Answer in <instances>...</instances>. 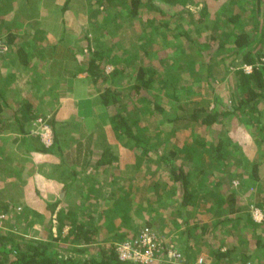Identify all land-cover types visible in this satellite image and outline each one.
<instances>
[{"label": "rangeland", "instance_id": "obj_1", "mask_svg": "<svg viewBox=\"0 0 264 264\" xmlns=\"http://www.w3.org/2000/svg\"><path fill=\"white\" fill-rule=\"evenodd\" d=\"M63 1L64 0H36L34 1L36 3L30 5L25 4V8L24 5L20 8L19 6L22 4L19 3L20 0H0V54L1 58H7L4 59L3 64L9 61L11 64L10 58L13 57V54L10 52L13 48L8 46L6 36L8 33L12 34L10 29H13L14 24L17 22L15 21L16 17L23 19L21 20L23 25H21L18 31L10 37V39H15L12 43L14 48L20 45L23 46L27 43L25 41L28 40V44L26 45L33 53V56L36 57L38 51L46 52V48L43 47H48L61 39L58 42L61 44L62 50L67 52V55L65 58L59 56L60 59L54 60L52 67L53 71H51L54 76L52 75L51 77L60 75V78L68 79L69 74L73 72L77 73L78 66L76 63L88 56V47L95 49L98 48L96 47L97 45L106 51L110 48V51L118 57V60L123 62L126 71L119 74L114 82H111L108 78L103 80L104 82L102 83H90L88 77H85L87 74L79 70V77L77 76L75 78L77 81L74 82V79L71 80L70 83L73 86L75 98H77L76 96L86 94L91 88L99 95V89L104 85H110V87L115 90H125L132 84L130 78L133 77V67L142 64L143 61L150 62L153 64L154 69L157 70L154 86L150 91H142L141 96L137 95V98L134 97L135 100H133L137 108L139 106H143V108L152 107L153 111L151 112H147L146 110L142 111L144 115H142L140 108V112L137 111L139 118L138 124L144 126V121L148 123V125L145 126V133L149 134V143L157 144L159 141V144H163L164 147L157 145L158 150L163 148L162 150H165V152H170L175 148L178 150H175L177 153L180 152L183 142L186 141L187 144L191 143L194 145L195 149L192 151H196L199 154L198 158H200L199 161H201L202 143L206 142V138H210L211 140L205 143L206 147L204 146L203 150L205 157L211 159L212 146L216 141V136L220 137V134L222 135V127H218L219 124H215L208 128L200 123H194L195 121L191 118L193 115L191 110L194 111L201 107L199 113L194 115L197 120H199L202 118V102L204 104L207 102V106L211 107L213 105L214 96L220 99L223 98L226 102L231 100L232 91L234 90V88L231 87L233 76L231 73L226 74V71H224L225 65H227L229 59H224L223 54L226 53V51H224L226 48H221L219 50V41L225 40L227 42L233 38L236 32L242 30H248L249 33L252 34L251 36L255 35L257 37L260 35L263 27L262 11L253 14L255 16L252 18L246 17L245 19H241L240 17L239 21L235 25H232L233 23L228 22L229 16L238 12L245 16L244 14L247 13L246 8L250 0H184L175 5H159L161 11H163L162 13L156 10L153 13L142 14V17L139 18L129 17L127 8L124 6L117 7V5H111L107 9H103L97 5H93L88 9L90 0H70L67 9L62 12V15L61 12H59V6H62ZM56 12H58L59 15ZM60 17H62V20ZM118 17L120 21H118ZM162 19H164L167 24L163 22L162 25H159ZM166 25H168L169 28L172 27L176 31L185 30L194 41L193 44L185 43L184 37H182V39H174L173 42L170 41L169 39L171 38L166 34L171 31L166 30ZM144 26L148 28L147 31L143 29ZM3 27H5V30H3ZM38 27L40 28V39L39 41H35L33 40L34 37H32L31 32H34V29H38ZM7 29L8 31L6 32ZM142 29L144 32H141ZM156 30L159 34L156 33ZM162 32L166 37L161 35ZM19 36L20 38H18ZM147 40H150L151 43L144 48L149 50V57L143 55L140 47V43L143 41L146 42ZM197 50L205 52L206 55H202V53L201 55L198 54L196 52ZM8 51L10 53H8ZM137 51L138 54H136ZM107 57L108 55H105L104 59L106 60ZM51 63V61H48V64ZM33 64L34 66L31 68L37 71L36 73L41 72L40 70L46 66V64H43L37 58L33 59ZM11 65L14 68H18L19 63L15 62ZM46 68L50 69V66L48 65ZM112 69V64L107 63L105 65L107 73ZM161 72L169 76L172 74L176 76L174 83L176 88L173 89L168 85L163 87L159 86L162 78ZM34 77L35 76H33V78ZM51 77L46 75L45 78L38 81H40V84L43 83L45 93H51L52 95L50 96L52 97L54 95H60L59 91L54 92L56 84L53 83ZM35 87L36 86H33V88ZM45 100L46 104L47 100L50 104L54 103L53 99ZM156 103L159 104L160 108H155L153 106L156 105ZM49 107L47 110H50ZM40 110L43 113L37 114L36 116L44 120H49L51 117L49 112L46 110L43 111L42 108ZM108 111L109 110L105 109L103 106L99 107L97 109L98 115L95 120H89L84 123V125L76 120L75 116H80L78 115L79 109L77 106L73 107L71 112L67 110L62 114L63 117L66 118L64 122L66 123L68 121L70 122L69 124L72 125H64L60 127V130L63 133L62 135L66 134L68 136V142H74L77 140V136H80L77 134V129L73 127V125L78 122V126L84 125L85 133L90 132L91 129L94 130L91 134L96 138L98 136L96 145H101L104 138L105 144L107 143V145L112 148L114 155H116V159L113 163L118 164L116 168L112 163L113 168L111 174L113 175L114 172L118 171V174L121 173L127 176V180L124 184L121 182L122 190L125 192L124 186L128 184L130 180L129 177L134 172L130 168L131 162L133 163V158L129 160L132 153L128 148L123 146V144H118L114 141L113 137H111L112 132L108 120ZM137 113H135L134 117L130 115L129 118L134 120ZM231 116L232 115H229V117ZM173 118H176V120L174 121ZM36 120L37 118H35L34 124L38 125ZM226 125L229 126L230 121H228ZM36 132L40 135L41 129L39 128ZM103 136H107V138ZM108 136H110V139ZM153 154L155 153H149L150 160H148V164H152L154 167H151L152 165L145 167L144 176H146V181L139 183V187H141H138L131 196L124 195L120 192L119 196L113 199L114 204H118V206L126 205L130 207V210H128L129 216L131 215L130 221L126 223L123 222L121 220L123 218V211H118L114 213L118 218V220L114 221L117 229L113 230L107 228L106 231L109 219L104 220L102 218L100 220L102 227L99 235L101 237H106L112 234V232L117 231L115 237L124 236L130 238L135 236L139 229L146 225L147 221L153 220L155 222L151 223L150 227L156 232L160 239H163L167 243L174 242L178 249L179 247L184 248L187 246V243L185 240H181L182 233L173 236L175 233L183 230V219L181 216H183V212L185 211L179 204L182 195L177 188V184L165 187L163 189V196L162 194H160L161 196L155 194V190H153V193H150V190L147 188L152 182H157L162 178H166L163 175V171H167L166 166L163 164L162 160H159ZM196 164L197 162L194 160L189 165L185 166L187 169L190 167L191 171L197 174L196 168H198V166ZM232 183L238 184V181L233 180ZM86 188L87 185H84L83 189ZM101 189L104 190V187H101ZM105 190H108V188H105ZM155 197L157 202L151 200ZM90 202L91 201L88 203L90 204ZM197 203L191 204L193 208H197V205L202 204V198L198 199ZM249 205L255 207V204L252 202H250ZM250 206L248 211L252 217ZM111 208L113 210V206H111ZM188 211L190 212L192 209L189 208ZM78 212V220L84 221L85 214H81V211ZM263 220L264 217L262 221ZM14 221L16 223L18 222V220ZM191 222L193 224V219L188 220V223ZM16 223L13 224L12 228H9L10 232L15 230L11 232L12 235H18V238L38 235V232L34 228H31L30 231L26 229L27 225L24 222L22 223L21 220L17 224ZM0 225H3V221H1ZM17 232L19 234H17ZM169 234L173 236L174 240ZM192 237L195 238V240L192 241V246H194V248L189 250L191 256H194L191 263L197 264V259L202 258V263L200 264H206L209 258L205 256L206 253L202 256V238L198 237V232L196 231H194ZM116 241H114V243ZM65 244L66 243L63 242L58 250H63L61 246ZM152 264H161V262H154Z\"/></svg>", "mask_w": 264, "mask_h": 264}, {"label": "crops", "instance_id": "obj_2", "mask_svg": "<svg viewBox=\"0 0 264 264\" xmlns=\"http://www.w3.org/2000/svg\"><path fill=\"white\" fill-rule=\"evenodd\" d=\"M31 33L33 40L39 41L40 28H35ZM25 42L28 44V40ZM26 44L23 47L27 49L28 58H37L31 54ZM10 52L13 54L10 58L11 64H14L16 53L13 50ZM4 59L7 58H1L0 54V214L6 215L2 220V229L10 230L14 220L20 217L23 218L22 223L27 219L50 218V213L52 217L54 215L56 217L57 210L73 208L75 203L80 202L87 204L82 206V210L87 212L90 209L92 215L103 213L101 219H109L104 217V214L112 212L111 206L118 207L114 206L113 199L119 196L112 195L111 188L122 187L121 182L124 184L127 176L120 172L118 174V171L112 176V164L95 166V161L91 158L93 154H100L107 146L104 138L101 145H96L98 136L96 138L91 134L93 129L84 132V123L95 120L98 115L97 109L103 106L99 97L102 89H99V95L91 88L86 94L75 98L70 83L78 76V72L69 74L68 79L60 78V75L58 78L51 77L53 73L46 66L40 70L41 72L36 73L30 63L24 67L18 62V68H14L10 61L3 64ZM46 75H49L56 84L54 92L59 91L60 95L52 97L51 93H45L43 83L40 84L38 80L45 78ZM76 81L75 79L74 82ZM240 91L236 92L238 96ZM241 93L243 94V91ZM45 99H53L54 103L50 104L47 100L46 104ZM76 106L79 109L78 115L81 116H75L76 120L84 125L78 126V122L73 125L80 136H77L74 142H68V136L62 135L60 127L70 122L65 123L66 118L62 114L67 110L71 112ZM48 107L50 110H47ZM41 108L48 111L50 116L54 115V129L48 125L52 130V137H59V142L49 147L36 132L39 125L34 124L35 118L38 117L33 118V115L43 113ZM244 110L236 112L231 117L221 116L211 125L219 124L218 127H222L223 133L220 137L216 136V141H221L227 157L224 162L210 164L211 159L205 157L203 150L205 143L211 140L206 138L202 145L204 162L202 166H206L202 169L204 172L201 193L199 192L195 201L182 206L185 210L183 214L189 216L186 224L182 225L183 232H177L173 236L182 233L181 240L192 243L195 240L192 236L196 231L198 237L205 242L208 241L216 250L222 252L230 249V253L232 252L229 256L230 264H264V220L261 223L255 221L253 223L248 213L250 202L261 206L264 211V100L257 101L253 111ZM228 121L229 126L226 125ZM108 137L110 139V136ZM43 145L48 148L47 151L42 150ZM211 155L214 156V153L211 152ZM113 164L115 167L118 165ZM130 168L134 172L129 178L138 184L135 177L137 174L135 170L138 168L132 164ZM199 169L196 168V172ZM74 172H77L76 177ZM112 180L114 183L111 185ZM233 180L238 181V184H233ZM84 185L89 187L91 193L87 192V188L83 189ZM65 187L69 189L64 190ZM101 187L108 190L104 191ZM78 189L83 193H79ZM201 198L202 204L193 208V203H197ZM55 204L56 213L50 212L48 205ZM189 208L192 211L189 212ZM190 219H193V224L188 223ZM39 222L32 227L37 232L40 231L38 235L45 236L47 230ZM56 226L54 224L51 228L53 236L58 235ZM61 232L65 235L68 226L64 225ZM169 236L174 240L172 235ZM206 247L203 244L202 256L207 253L206 251H210ZM242 254L246 257H241ZM210 262L211 258L206 264Z\"/></svg>", "mask_w": 264, "mask_h": 264}, {"label": "trees", "instance_id": "obj_3", "mask_svg": "<svg viewBox=\"0 0 264 264\" xmlns=\"http://www.w3.org/2000/svg\"><path fill=\"white\" fill-rule=\"evenodd\" d=\"M34 1L36 0H20L19 3L22 4L19 7L22 8V6L24 5L25 8V4H34L36 3ZM183 1L184 0H90L88 9L93 5L102 7L103 9H107L111 5H117V7L124 6L127 8L129 17L139 18L142 17V14L150 12L153 13L156 10L162 13L163 11H161L159 5H175ZM69 2L70 0H64L62 6H59V12H61L62 15V12L67 9ZM246 9L247 13L244 14L245 16L241 15V13L238 12L236 14H233L232 16H229L228 22L233 23L232 25H235L239 21L240 17L241 19H245L246 17L252 18L255 16L253 14L262 11L263 27L261 34L257 37L255 35L251 36L252 34L249 33L248 30H242L240 32H236V34L233 35V38L228 40L227 42L225 40H220V43L218 45L219 50L221 48H226V50H224L226 51V53L223 55L224 59H229V61L227 65H225L224 71H226V74H232L233 79L231 87L235 88L236 90L232 91V98L228 102L224 101L223 98L220 99L217 96H214L213 105L211 107L207 106V102H205V104L202 102V118H200L199 120H197L194 115H197V113H199L201 107L195 109L194 111L191 110L193 114L191 118L193 119V121H195L194 123H200L201 125L209 128L213 123H215V121L219 119V117L233 115L236 114V112L245 111L244 109H252L253 111V109H255L256 102L259 100H264V0H250L249 5ZM56 13L59 15L58 12ZM60 19L62 20V17H60ZM21 20L23 19L16 17L15 21L17 22L14 24L13 29H10L13 34H15L16 31H18L19 27L23 24ZM118 21H120V18L118 19ZM163 22L167 24V22L162 19V22H160L159 25H162ZM168 25H166V30L171 32L167 33L166 35H168V37L172 39H169L170 41L173 42L174 39H182V37H184L185 43L193 44L194 41L189 37L188 33L185 30L176 31L172 27L169 28ZM143 29L145 31L148 30V28L145 26L143 27ZM143 29L141 32H144ZM3 30H5V27H3ZM7 31L8 29L6 30V32ZM156 33H158L157 30ZM10 35V33L7 34L6 41L8 46L13 48V52L16 53L14 62H20L24 67L28 66L29 63L34 66V58H28V52L26 51L27 49L25 47L18 46L14 48V46H12V43L15 39H9ZM161 35L166 37L163 32ZM60 40L61 39H59L58 41ZM58 41L48 47H43L46 48V52L38 51V55H36L37 59L40 60L43 64H46V66H50V71H53L52 67L55 59H60L59 56H61V58H65L67 55V52L62 50L61 44ZM150 43V40L140 43V47L142 49L141 51L143 52L144 56L147 55L149 57L150 55L149 50L144 48L146 47V45L149 46ZM96 47L98 48L92 49L91 47H88V56L76 63L78 66V71H85L90 83H102L104 82L103 80H106L108 78L111 80V82H114L119 74L126 71L125 65H123V62L121 60H118V57H116L115 54L110 51V48L106 51L105 49H101L98 45ZM196 52L200 55L201 53L202 55H206L205 52H201L199 50H197ZM31 54L33 55L32 52ZM136 54H138V51L136 52ZM105 55H108L106 60L104 59ZM48 61H51L52 63L48 64ZM107 63H110L113 66V69L109 73H107L105 70V65ZM246 66H250V69H246ZM156 74L157 70L154 69L153 64L143 61L142 64L133 67V77L130 78V80H132V84L129 85L127 89L115 90L111 88L110 85H104L101 88L102 91L99 97L101 99V104L103 105V107L109 110L108 120L110 123L114 141L120 145L123 144V146L128 148V150L132 153L129 160L133 158L134 161L133 163L131 162V164L135 165L138 168V170H135L137 172L135 177L138 182L141 183L146 181V176H144V172L146 170L145 167L152 165L148 164V160H150L149 153L153 152L155 153L153 155L156 158L162 160L163 164L167 168V171H163V175L166 178H162L157 182H152L150 186H147V188L150 190V193H153V190H155V194H157L158 196L162 194L163 196V189L165 187L177 184V188L182 195L181 202L179 203L180 207L187 206L191 202L195 201V199L198 197L199 192L201 193L200 189H202V172H204L202 169L206 165L202 166V163L204 162L202 160L199 161V154L196 151H192L193 149H195L194 145L191 143L187 144L186 141L183 142L180 152L177 153L176 151L178 150H176L175 148H173L170 152H165V150H162L163 148H160L158 150L157 145H160L162 147H164V145L159 144V141L157 142V144L149 143V134L145 133V126H147L148 123L144 121V126H140L138 124L139 118L137 111L140 112L141 110L142 113V111L144 110H146L147 112H151L153 110L152 107L143 108V106H139L137 108V105L135 104V102H133V100H135L134 97L137 98V95L141 96L142 91H150V89L153 88ZM161 77V84H159L160 87L168 85L173 89L176 88V85L174 84L176 76L174 74L169 76L164 72H161ZM240 90L243 91V94ZM239 91L240 96H238L236 93ZM153 106L155 108H160L159 104L157 103ZM135 113H137L136 118L134 120H131L132 118H129V116L133 115L132 117H134ZM37 114L39 113L34 114L33 118ZM142 115H144V113H142ZM53 118L54 115H52L49 120L46 121L54 129ZM173 120L175 121L176 118H173ZM261 141L263 140L261 139ZM261 141L260 144L262 143ZM55 142H59V137H53V142L51 145H53ZM203 144L204 143H202V145ZM42 150L47 151L48 148H45V146L43 145ZM102 150L103 151L100 154H93L91 156V158L95 161L94 165L103 166L108 164L110 166L115 161L116 155H114V152L109 145H107ZM211 152L214 153V156L211 155L212 158L210 160V164L211 162L218 164L222 161L224 162L225 158L227 157L222 143L219 140L213 144ZM194 160H196V165L198 166V168H200L199 171H197V174H194L191 171L190 167L187 169V167L185 166L189 165ZM151 167H154V165H152ZM76 173L77 172H74V177H76ZM112 183H114V180H112L111 185ZM138 184L130 180L128 181V184L124 186L125 192L124 190H122V187L111 188V194L117 196L121 192L124 195L126 194L131 196L133 195V192L139 187ZM67 188L68 187H65L64 190L69 189ZM87 189V192L89 191L91 193L89 187ZM81 191V189H78L79 193ZM82 193L83 192H81V194ZM151 200L155 202L156 197ZM86 205L87 204H84V202H80L79 204L75 203V207L73 206L74 209L72 207H68L67 209L62 208L60 210H57L56 217L55 215L52 217V213H50V218L41 220L35 218L30 220L27 219L25 221V224L27 225L26 229L33 228L32 226L36 222L40 221L39 223L43 224L44 228H46L47 230V234L45 236L30 235L28 237L23 236V238H18V235H12L11 233L15 230L10 232V230L0 229V264H137L131 261H122L118 258L115 251V244L126 239L127 237H115L117 235V231L112 232V234H110L109 236L101 237L99 235L100 229L102 227L100 220L101 217H103V215H101L103 213L92 215V211H90V209L87 213L86 211L82 210V206L84 207ZM56 206L57 204L48 205L47 208L50 207L49 211H54V213H56ZM114 206H118V204H114ZM255 206L259 207L256 204ZM259 208L262 210L261 206ZM128 210H130L129 206L120 205L116 208H113L111 213L104 214V217L109 218L108 224L106 226V231L107 228L113 230L117 229V226H115L116 223L114 221L118 220V218L114 213L118 211H123V218L121 220L125 223L129 222L131 219V215L129 216ZM77 211H81V214H85L84 221L78 220ZM262 212L264 211L262 210ZM188 216V214H183V216H181L183 218L182 225L186 224ZM251 219L254 223L255 220H253L252 217ZM20 220L22 221L23 218H18V221ZM154 222L155 221L153 220L147 221L146 226L150 227L151 223ZM54 224L57 225L56 227L58 229V235L56 236H53V232L51 230ZM64 225L68 226V232L65 235H62L61 230ZM202 233H204V230H202ZM17 234L19 233L17 232ZM115 239L118 241H116ZM114 241L116 242L114 243ZM63 242L67 245H62L61 247H63V250L60 251L58 250V248ZM185 242L187 243V246H185L184 248L179 247V251L182 255L180 261H160L161 264H191L194 256H191V252L189 250L193 249L194 246H192L193 244L189 243L188 240ZM203 244L204 246H207L206 248L211 251H208L206 253V256L209 259L211 258L210 264H230L229 256L232 253H230V249L221 252L211 247L208 241L205 242L202 239V245ZM241 257L245 258L246 256L242 254Z\"/></svg>", "mask_w": 264, "mask_h": 264}, {"label": "built area", "instance_id": "obj_4", "mask_svg": "<svg viewBox=\"0 0 264 264\" xmlns=\"http://www.w3.org/2000/svg\"><path fill=\"white\" fill-rule=\"evenodd\" d=\"M250 69V66H246ZM36 122L41 129V140L46 146L53 142L52 133L48 123L41 117ZM252 218L255 221H262L264 214L257 206H250ZM5 214H0V224L5 219ZM1 229L2 226L0 225ZM117 256L122 261H131L137 264H152L154 262L167 261L178 262L182 255L174 242L167 243L160 239L156 232L149 226H143L135 236L126 238L115 244ZM197 263H202V258L197 259Z\"/></svg>", "mask_w": 264, "mask_h": 264}]
</instances>
